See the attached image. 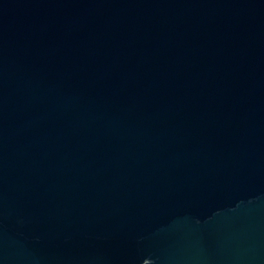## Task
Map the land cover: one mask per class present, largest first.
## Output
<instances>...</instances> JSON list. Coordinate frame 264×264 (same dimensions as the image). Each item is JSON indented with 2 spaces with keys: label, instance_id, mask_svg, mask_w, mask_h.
<instances>
[{
  "label": "water",
  "instance_id": "obj_1",
  "mask_svg": "<svg viewBox=\"0 0 264 264\" xmlns=\"http://www.w3.org/2000/svg\"><path fill=\"white\" fill-rule=\"evenodd\" d=\"M0 264H264V0H0Z\"/></svg>",
  "mask_w": 264,
  "mask_h": 264
}]
</instances>
